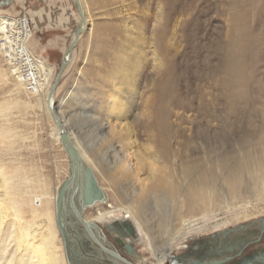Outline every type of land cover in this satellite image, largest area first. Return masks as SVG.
Instances as JSON below:
<instances>
[{
	"label": "rangeland",
	"instance_id": "rangeland-1",
	"mask_svg": "<svg viewBox=\"0 0 264 264\" xmlns=\"http://www.w3.org/2000/svg\"><path fill=\"white\" fill-rule=\"evenodd\" d=\"M85 4L92 23L88 31L81 33L80 41L74 46L71 61L60 76L54 94L56 107L62 103L61 110L67 119V126L74 132L83 134L93 125L91 120L95 121L94 117L90 119L89 115L95 104L111 93L108 87L109 80L112 79L110 76H115L113 71L120 61L124 60L129 67L132 66L133 49L142 45L140 38L143 37L140 33L145 37V54L137 79L135 107L137 113H142L138 117L142 115L141 118L144 119V115L150 123L145 126L136 121L138 124L135 123V128L136 150L143 157L144 170L147 163L153 160L151 152L155 151L159 155L155 159V166L169 173V176L175 174V166L186 157L204 156L214 161L222 148L230 149V155H233L253 133L256 134L264 127L261 121V112L264 110V0H86ZM22 9H25L29 18L32 32L28 47L36 58L51 67L53 77L80 18L77 9L72 0H14L9 5L0 7V13L14 16L20 14ZM159 19L160 27L165 25L161 42L164 47L160 46L158 40H151L160 29L157 23ZM240 23L244 26L239 27ZM242 28L251 37L248 45L239 48L245 74L237 78L230 77V80L244 83L248 99L245 102L237 101L236 109H233L222 100L223 75L220 65L229 58L231 41L241 33ZM149 40L151 45L152 42L155 43L160 64L152 57L154 53L149 48ZM133 43H136L135 47ZM249 50L253 52L249 54ZM6 68L0 57V69L7 76L6 80L0 79V103L11 104L7 110L0 112V125L2 128L9 127L15 133L17 141H14L12 150L10 148L9 151L1 150L0 146V161L9 163L14 160L13 164L23 165L21 167L30 177L37 176L39 180L47 182L49 191L54 192L58 182L68 175V157L52 135V120L39 104H35L34 95L21 88L15 89L16 81L12 80ZM164 80L169 84L167 91L162 88ZM119 91L120 94H126L121 87ZM120 94L117 95L119 100ZM62 99L64 101L60 102ZM14 102L17 103L13 104ZM161 108L168 116L172 150L162 149L155 142L152 121ZM96 111V119H99L104 115L102 112L105 109L102 106ZM225 116L227 122L222 125L221 121ZM106 126L107 123L104 127ZM93 173L100 186L108 193L110 202L118 201L103 180L102 174L97 170ZM149 204L148 211H143L144 218H139L140 221L145 220L143 228L146 227L149 235V238L144 237L138 229L142 239L137 240V248L145 253L144 259L154 258V254L163 250L167 240L171 238L175 241L169 255L186 252L190 246L194 251L198 250L195 246L200 238L214 234L212 226L215 222L227 219L228 226L233 227L249 218L258 220L264 216V201H260L255 209H245L247 218L243 217L245 211L240 207L242 204L234 205L227 211L220 210L215 216L209 217L210 220H207L201 232L180 239L178 236L184 231L176 227L171 204L165 203L163 207L153 202ZM88 211L93 214L95 208ZM162 219L165 221L163 229L162 224L160 226V222H164ZM106 222L108 221L104 224ZM103 232L108 237L104 230ZM254 249L256 257L260 258L264 250V233L257 243L249 244L244 250L242 248L243 252ZM207 254L209 257L213 255L209 252ZM2 261L0 264H3ZM144 262L154 264L151 261ZM165 264L169 262L166 260ZM258 264H264V261H258Z\"/></svg>",
	"mask_w": 264,
	"mask_h": 264
},
{
	"label": "bare ground",
	"instance_id": "bare-ground-1",
	"mask_svg": "<svg viewBox=\"0 0 264 264\" xmlns=\"http://www.w3.org/2000/svg\"><path fill=\"white\" fill-rule=\"evenodd\" d=\"M78 2L84 19L81 20L79 18L76 27L72 31L71 40L64 50L62 57V61L65 64L64 70L66 65L71 61L73 48L80 41L81 33H84L86 30L88 31L89 25L92 23L90 14L86 8V0H78ZM74 5L76 7V4ZM14 16L0 13V33L9 35L8 31H12L11 27L14 24L20 28L23 26L25 27V31L27 30L24 21L22 19L16 21ZM160 19L157 21L159 23L158 27L161 24ZM238 26L242 27L244 24L240 23ZM244 28H242L238 36L233 37L234 39L232 38V43L230 42L231 45L228 49L230 52L229 58L225 61L221 60V65L219 64L222 67L223 75L221 82L222 100H225L230 108L232 107L233 109H236L237 101L245 102L248 99L244 83H236L230 80V77L237 78L245 74L244 61H242V57L239 54V48L241 49L243 46L248 45L251 37L250 33L245 32ZM164 31L165 25L162 28L160 27V29L158 28L157 32H155L158 34H155L154 39L150 37L154 42L158 40L160 46L162 45L161 47H164V44L161 43L163 42ZM140 34L143 37L140 38L142 42L137 40L142 45L139 44L140 46L136 48V43H133L135 48L131 54L132 66L129 67L124 60H121L118 66H116L113 71L115 76H110L112 79L109 80L108 85L111 93L105 99L102 98V100L95 104L92 114L89 115L90 119L94 117L95 121L91 120L93 125H90L83 134L76 133L67 126V119L62 113L63 110H61L62 103L59 107L55 105L54 94L58 88L59 80L54 84L55 75L52 77L51 67L43 60L37 58L38 68L43 72L42 90L31 95H34L36 98L35 104H39L52 120L51 131H53L52 135L55 141L64 150L60 141V130L61 128H65L78 149L80 156L86 161L93 172L97 170L102 174L106 185L111 188L115 199L118 200L110 202L108 193L100 186L104 190L106 200L96 202L94 205L82 209L83 218L88 222L96 221L97 223L104 224L105 221H111L119 216L127 217L134 221L136 228L143 233L144 237L149 238L146 227L145 229L143 228V221L145 220H139V218L143 217V211L149 208V202L162 207L163 204L170 203L175 217V220L174 218L173 220L177 222L179 227L175 225L177 229L181 228L184 231L178 236L180 239L192 233L201 232L204 229L203 226L207 224V220H210L208 219L209 217L215 216L220 210L227 211L234 205L238 206V204H242L240 207L245 211L243 217L247 218L248 214L246 210L248 207L255 209L260 201H264V127H261L259 132L257 130L256 134L253 133V136L248 141L242 143L233 155H230V149L222 148L220 155L214 161L204 156L195 158L186 157L185 160H182L180 164L175 166V174L169 176V173L168 175L155 166V159L159 157L155 151L151 152L154 155H151L153 160L147 163L146 170L143 169V157L136 150L137 133L135 125L141 123L147 126L150 121L144 115V119L141 118L142 115L138 117L142 113H137L135 107L137 79L140 73L142 58L145 54V37L143 33ZM134 38L136 40V37ZM154 42L151 45L149 40V48L153 50L154 55L152 57L160 64L161 59L156 53ZM70 44L71 48L69 47ZM129 44L131 43L129 42ZM27 48L29 50L28 46ZM21 49L24 50L25 48L21 46ZM222 49L224 48L222 47ZM252 52L250 51L249 54ZM6 77L4 70L0 69V79H5ZM11 78L13 81H16L14 83L15 89L20 90L21 88L25 90L23 82L15 80L13 77ZM245 80L243 81L245 82ZM119 87L123 88L126 94L123 92L120 94ZM168 87V82L164 80L162 82L163 90L167 91ZM26 93L28 92L26 91ZM119 94L121 100L117 98ZM63 101L64 99L60 102ZM16 103L14 102L13 104ZM10 105L4 102L0 103V112L7 110ZM102 106L105 109V112H102L104 113V117L96 119V109ZM168 121L165 110L161 108L158 116L153 119L152 126L155 128L154 137L157 145L162 149L172 150L169 143ZM261 121L264 124V110L261 112ZM58 122L61 124V127L58 125ZM226 122L225 116L221 124L226 125ZM106 123L107 126L104 127ZM0 127L1 150L9 151L10 148L12 150L13 143L16 140L15 133L9 127L2 128L1 125ZM65 154L67 155L66 152ZM13 161H11L12 164L10 161L9 163L4 160L0 161V261L3 260V264H68L63 242L56 228L54 217L56 189L61 181L56 185L54 192H50L47 182L39 180L37 176L30 177L31 175L21 167L23 165L19 163V165L13 164ZM163 167L167 168V166ZM67 174H69L68 167ZM104 205L105 207H103ZM91 208H95L93 214L92 212L88 213L91 211H88ZM255 219L249 218V220L247 219V221L243 222L245 223L243 227L228 232L225 231L229 227V220L215 222L212 226L215 229L214 234L204 241L200 251L205 255H208L207 252L213 253L209 258L214 259L224 255L231 257L239 249L247 245L248 241L252 242L258 234L262 237L264 233L262 231L264 229V221L259 222ZM162 221L164 220L162 219ZM252 221L256 222L252 223ZM164 223L165 221L163 223L160 222V226L161 224L163 226L161 229L164 228ZM71 227L74 230H80L81 235L84 236V228L73 214L71 216ZM92 230L103 246L108 245L107 247L113 252L121 251L107 241L103 229L97 230V232L92 227ZM216 231L220 233H216ZM261 231L262 233H260ZM174 241L173 238L168 239L163 250L156 255L154 254V258L148 257L144 259L145 253L140 252L138 248H136L135 254L132 256L129 254L130 258L135 264H144V261H151L154 264H165L166 260L169 261V264H192L193 262L189 260L190 257L185 258L184 256L171 259L169 253L173 250ZM91 243L95 250L93 241ZM100 253L102 252L100 251ZM100 253L96 249V252L90 255L86 254L85 257L92 258L95 261L97 259L100 260L102 257ZM192 256L195 257L196 254ZM260 257H262L261 254ZM109 259L117 264L120 263L118 260L115 261V259L113 260L110 257Z\"/></svg>",
	"mask_w": 264,
	"mask_h": 264
},
{
	"label": "water",
	"instance_id": "water-1",
	"mask_svg": "<svg viewBox=\"0 0 264 264\" xmlns=\"http://www.w3.org/2000/svg\"><path fill=\"white\" fill-rule=\"evenodd\" d=\"M14 0H0V7H4L12 3ZM76 4L77 12L81 18L84 19L82 9L79 5L78 0H72ZM71 48V44L69 46ZM63 57V55H62ZM64 62L59 64V67L55 74L54 84L59 80L60 75L64 70ZM61 127V124L58 122ZM60 141L64 147L65 152L68 156V168L69 174L59 183L56 189L55 198V225L61 236L63 247L66 255L68 264H87V260L90 258L85 257L86 254L90 255L96 250L93 249V243L97 244L102 250L114 255L120 260L126 262L127 264H133L131 261L122 257L119 253L111 251L107 247L103 246L99 239L95 236L93 229L100 230L104 229L107 234L116 241L128 254H135L137 248V240H140L139 231L135 226L132 219L127 217L119 216L105 224L97 223L96 221L88 222L82 216V209L94 205L96 202H101L106 200V195L104 190L100 187L98 180L96 179L94 173L92 172L86 161L80 156L78 149L74 145L68 131L65 128L60 130ZM76 218V220L84 228V236L81 235L80 230H74L71 227V216ZM112 219V218H111ZM259 222L264 221V217H260ZM256 221H252L254 223ZM101 226H99V225ZM245 223L238 224L233 227L226 228L228 231H234L240 227H243ZM264 231V229L262 230ZM262 231L260 233H262ZM98 232V231H97ZM216 233H220L216 231ZM200 238L198 245L195 246L197 251H194L193 247L187 249L186 252L180 254L171 255L173 258L186 257L188 254H195V252H200L202 244L207 237ZM89 238V239H88ZM261 236L258 234L255 241L261 240ZM142 239V238H141ZM251 241L247 242L245 247H248ZM92 245V247H91ZM244 247V248H245ZM98 250V249H97ZM203 253V252H201ZM254 250H249L243 252L242 248L239 249L231 257H227V264H250L255 263L254 261H264V250L262 251V257L257 258ZM216 264H221L219 261H215Z\"/></svg>",
	"mask_w": 264,
	"mask_h": 264
},
{
	"label": "built area",
	"instance_id": "built-area-1",
	"mask_svg": "<svg viewBox=\"0 0 264 264\" xmlns=\"http://www.w3.org/2000/svg\"><path fill=\"white\" fill-rule=\"evenodd\" d=\"M14 17L16 21L22 19L27 30L25 31L23 26L20 28L14 24L11 27L12 31H8L9 35L0 33V56L10 76L23 82L28 93L35 94L42 90L43 72L38 68V59L27 48L32 35L29 18L25 9ZM21 46L26 50H22Z\"/></svg>",
	"mask_w": 264,
	"mask_h": 264
},
{
	"label": "flooded vegetation",
	"instance_id": "flooded-vegetation-1",
	"mask_svg": "<svg viewBox=\"0 0 264 264\" xmlns=\"http://www.w3.org/2000/svg\"><path fill=\"white\" fill-rule=\"evenodd\" d=\"M104 230V229H103ZM105 231V230H104ZM104 233V232H103ZM105 233H106V235L108 236V237H106V239H107V241L108 242H110V243H113L118 249H120L121 251L119 252H117V253H119L122 257H124L125 259H127V260H129V261H131L133 264H135L132 260H131V258H130V255L127 253V251L126 250H124L118 243H116V241L114 240V239H112L108 234H107V232L105 231ZM101 242V241H100ZM253 242H255V243H257V241H253ZM253 242H251V243H253ZM112 244V245H113ZM94 245H95V250L96 249H98V252L100 253V251L102 252V253H100L101 255H102V257H101V259L100 260H94V259H92V258H90V259H88L87 260V262L89 263V264H117V263H115V262H112L110 259H109V257L110 258H112L113 260L115 259V261H119L120 263H118V264H127L126 262H124V261H122V260H120L119 258H117V257H115L114 255H112V254H110V253H108V252H106V251H104V250H102L97 244H95L94 243ZM111 245V246H112ZM108 246V245H107ZM107 246H105V247H107ZM108 249H110L109 247H107ZM246 248V247H245ZM244 247H243V250L245 249ZM105 252V253H104ZM185 251H183V252H180V253H184ZM202 251H200V252H196L195 254H196V256L194 257V256H192L191 254H188L185 258H187V257H190V259H191V261L193 262L192 264H216L215 263V261H219V263H221V264H227L228 262H227V260H225L227 257H230L229 255H224V256H222V257H217V258H209V256L208 255H206L205 256V254L204 253H201ZM107 253V254H106ZM180 253H176V254H180ZM107 256H106V255ZM204 254V255H203ZM108 255H109V257H108ZM199 256H201V257H199ZM205 258H204V257ZM108 257V258H107ZM258 260V259H257ZM257 260H255L254 262L255 263H250V264H258V261ZM111 261V262H110ZM167 262H169V261H167Z\"/></svg>",
	"mask_w": 264,
	"mask_h": 264
}]
</instances>
